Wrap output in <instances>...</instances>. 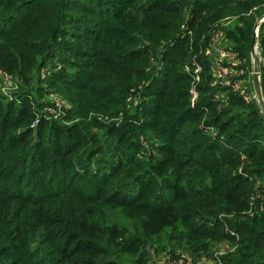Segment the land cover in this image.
Listing matches in <instances>:
<instances>
[{"label":"trees","instance_id":"1","mask_svg":"<svg viewBox=\"0 0 264 264\" xmlns=\"http://www.w3.org/2000/svg\"><path fill=\"white\" fill-rule=\"evenodd\" d=\"M263 16L264 0H0V70L21 81L18 100L0 94V264H148L109 211L145 235L182 227L193 255L226 240L240 247L223 264H264L262 109L238 96L222 107L203 80L192 107L184 71L206 63L224 18L250 61ZM259 42L264 57V22ZM44 84L70 102L63 122L35 97ZM123 109L119 126L91 121ZM148 134L159 143L141 153Z\"/></svg>","mask_w":264,"mask_h":264},{"label":"rangeland","instance_id":"2","mask_svg":"<svg viewBox=\"0 0 264 264\" xmlns=\"http://www.w3.org/2000/svg\"><path fill=\"white\" fill-rule=\"evenodd\" d=\"M164 44L157 45V49L164 48ZM152 60V58H151ZM158 62L157 59H154L153 63L156 64ZM54 65V64H50ZM46 69L44 70V74L46 73ZM204 72V79L203 82L205 85H212L215 84L216 80L213 76L211 69H207ZM8 75V76H7ZM249 89H254L253 81H250ZM20 83L21 81L17 78H14L12 75L4 73L2 70H0V94L5 96L8 100H18L17 93L20 91ZM190 87L194 85L195 81L191 78ZM43 87L45 88L44 91H40L36 94V98L40 102L50 103L52 106H47L45 111V114L48 117H51V119L63 122L61 111L65 107H70V102L59 92L57 88L49 87L48 84H44ZM141 87V86H140ZM206 87V86H205ZM213 91H218L220 89V85H213L211 86ZM262 89V87H261ZM201 95V94H200ZM262 95H263V89H262ZM236 96L230 93H228L226 98H229V102L226 104V106L231 103V97ZM213 97V94H212ZM129 101V100H128ZM132 104H128V108L131 107ZM126 110V108H125ZM124 109L122 111H119L117 114H104L100 111H96L90 118L91 121L96 118L98 121L105 123L106 125H121L125 121V115H124ZM131 113L135 110V107L132 106L130 108ZM211 113L207 110L205 114L202 115V119L200 121L201 126L207 125V121L210 118ZM75 120H81V118H76ZM197 126V124H196ZM89 127L95 131L100 132L99 136H104L106 134L105 130H100L97 126L90 123ZM211 127V128H210ZM189 129V128H188ZM207 131H211L213 134L215 132L219 131L217 126H208ZM137 132H134L132 134V137L136 135ZM212 135V134H211ZM223 138V137H222ZM221 138V139H222ZM140 139L143 143L141 153L142 152H149L152 150L153 145L159 143L158 137H156L155 134H148V135H141ZM94 169V166H93ZM108 222H117L124 230H126V234H124L122 240L126 241L127 238L131 237H138L140 239V250L141 252H148L147 255V263L148 264H162L165 260L169 258H176L181 256L191 257L195 256L196 259H200L199 261L203 264H209L208 261L213 260L216 258V255H219V258H222L223 256L234 253L240 245L236 242L233 243L231 241L222 240L216 243H211L210 249L207 252H203L200 254L193 255L192 250L194 247V244L189 242L186 238L185 231H183L182 227H175V228H169L164 231H162L159 234L156 235H145L141 234L139 231L137 225L132 220H128L121 215L118 216V213L109 211L108 216ZM223 225V224H222ZM222 231H226L225 225L221 227ZM120 262L131 264L134 263L135 259L131 258L129 256H121L119 259Z\"/></svg>","mask_w":264,"mask_h":264},{"label":"built area","instance_id":"3","mask_svg":"<svg viewBox=\"0 0 264 264\" xmlns=\"http://www.w3.org/2000/svg\"><path fill=\"white\" fill-rule=\"evenodd\" d=\"M233 21V19L224 18L210 27L206 37L207 44H205L202 50V52L205 53V64L194 57L190 59L184 67V71L195 81L194 85L189 89V98L192 107L196 105L201 96L199 85L204 79L206 73L204 71L205 69H211L216 80L215 84L211 86L216 84L220 85V89L218 91L215 90L212 98L220 106H226L229 102V98L225 100V96H227L230 91L231 94L242 98L246 103H257L262 109L264 95L258 92L256 78L261 83L260 65L264 62V57L262 56V49L260 47L259 33L260 26L264 22V16L257 20L256 25L258 24V26L254 28L257 42L255 45V53L253 54L251 52L250 61L246 58H240L238 51L235 49L234 42L224 30L225 27L229 26ZM186 33L193 38V32L191 30ZM251 80L254 84L253 90L249 89ZM209 132L213 136L217 135V132H215V134L211 131ZM199 260L200 259H196L193 256H181L173 259L169 258L162 264H203ZM208 262L209 264H223L218 254L215 259Z\"/></svg>","mask_w":264,"mask_h":264},{"label":"water","instance_id":"4","mask_svg":"<svg viewBox=\"0 0 264 264\" xmlns=\"http://www.w3.org/2000/svg\"><path fill=\"white\" fill-rule=\"evenodd\" d=\"M257 25H255V27H257ZM256 42H257V37L256 35L254 34L253 36V39H252V43H251V52L254 54L255 53V45H256ZM256 83H257V86H258V92L262 95V89H261V83L260 81H258V79L256 78ZM262 112L264 114V103L262 105Z\"/></svg>","mask_w":264,"mask_h":264}]
</instances>
